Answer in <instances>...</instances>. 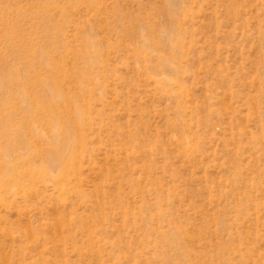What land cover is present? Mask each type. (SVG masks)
Instances as JSON below:
<instances>
[{
  "label": "rangeland",
  "instance_id": "1",
  "mask_svg": "<svg viewBox=\"0 0 264 264\" xmlns=\"http://www.w3.org/2000/svg\"><path fill=\"white\" fill-rule=\"evenodd\" d=\"M0 264H264V0H0Z\"/></svg>",
  "mask_w": 264,
  "mask_h": 264
}]
</instances>
